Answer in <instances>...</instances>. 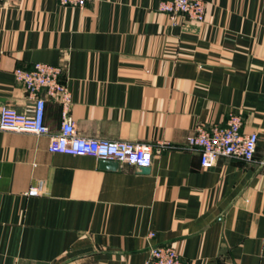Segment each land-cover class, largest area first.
<instances>
[{"label": "crops", "instance_id": "0c3cea01", "mask_svg": "<svg viewBox=\"0 0 264 264\" xmlns=\"http://www.w3.org/2000/svg\"><path fill=\"white\" fill-rule=\"evenodd\" d=\"M162 1L0 8V107L33 105L15 68L59 65L79 136L154 149L148 172L109 169L0 132V264H148L156 245L188 264H264V0H206L203 23L160 13ZM231 113L258 136L253 161L201 167L188 139ZM44 123L59 133L52 99Z\"/></svg>", "mask_w": 264, "mask_h": 264}, {"label": "built area", "instance_id": "2783aa9c", "mask_svg": "<svg viewBox=\"0 0 264 264\" xmlns=\"http://www.w3.org/2000/svg\"><path fill=\"white\" fill-rule=\"evenodd\" d=\"M10 0H0V8ZM61 6L83 8L88 3L99 0H57ZM206 0H163L158 8L160 13L170 17L181 16L197 23L205 20ZM13 76L25 89L33 101L25 113L10 107H0V132L27 133L48 137V151L53 154L89 156L100 161L129 164L139 169L149 168L153 158V147L145 143L111 141L81 137L69 118L71 96L68 87L62 82L63 69L59 65L35 63L30 69L15 68ZM46 99L58 102L62 108V123L59 133L50 134L44 123ZM242 118L229 114L222 126L198 127L188 139V147L196 149L200 165L211 168L220 158L239 159L250 163L254 159L258 136L244 134ZM163 146V145H159ZM159 150L157 149V152ZM40 187L31 188L30 196H38ZM149 233L148 238H152ZM148 264H188L171 245H156L149 248Z\"/></svg>", "mask_w": 264, "mask_h": 264}, {"label": "water", "instance_id": "95a60500", "mask_svg": "<svg viewBox=\"0 0 264 264\" xmlns=\"http://www.w3.org/2000/svg\"><path fill=\"white\" fill-rule=\"evenodd\" d=\"M101 166L103 168L115 169L118 167V163L110 161H102ZM143 172H148L149 168H142Z\"/></svg>", "mask_w": 264, "mask_h": 264}]
</instances>
